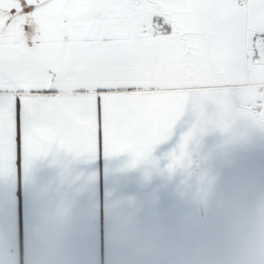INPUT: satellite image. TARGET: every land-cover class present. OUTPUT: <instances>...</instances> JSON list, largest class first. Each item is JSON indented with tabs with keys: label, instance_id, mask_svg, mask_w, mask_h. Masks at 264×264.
Instances as JSON below:
<instances>
[{
	"label": "crops",
	"instance_id": "0c3cea01",
	"mask_svg": "<svg viewBox=\"0 0 264 264\" xmlns=\"http://www.w3.org/2000/svg\"><path fill=\"white\" fill-rule=\"evenodd\" d=\"M264 0H219L182 114L144 155L0 156V264H264Z\"/></svg>",
	"mask_w": 264,
	"mask_h": 264
},
{
	"label": "snow or ice",
	"instance_id": "6c2138e0",
	"mask_svg": "<svg viewBox=\"0 0 264 264\" xmlns=\"http://www.w3.org/2000/svg\"><path fill=\"white\" fill-rule=\"evenodd\" d=\"M219 0H0V156L138 158L209 54Z\"/></svg>",
	"mask_w": 264,
	"mask_h": 264
},
{
	"label": "built area",
	"instance_id": "2783aa9c",
	"mask_svg": "<svg viewBox=\"0 0 264 264\" xmlns=\"http://www.w3.org/2000/svg\"><path fill=\"white\" fill-rule=\"evenodd\" d=\"M248 60L250 64L264 68V35L260 46L248 50Z\"/></svg>",
	"mask_w": 264,
	"mask_h": 264
}]
</instances>
